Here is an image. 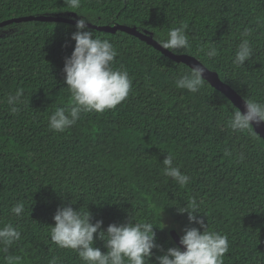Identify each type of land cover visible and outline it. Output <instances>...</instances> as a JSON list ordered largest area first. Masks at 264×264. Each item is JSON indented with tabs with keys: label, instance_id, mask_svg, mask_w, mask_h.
Wrapping results in <instances>:
<instances>
[{
	"label": "trees",
	"instance_id": "1",
	"mask_svg": "<svg viewBox=\"0 0 264 264\" xmlns=\"http://www.w3.org/2000/svg\"><path fill=\"white\" fill-rule=\"evenodd\" d=\"M75 12L97 25L126 24L148 31L156 40L169 29L188 25L189 46L175 53L195 56L215 70L243 98L264 102V0H81L79 9L64 0H0V21L39 14ZM0 34V226L12 223L21 239L6 256L21 264H84L71 249L50 239L58 206L76 202L92 222L124 223L158 219L156 243L177 246L169 229L180 235L189 224L178 214L195 197L198 214L209 230L228 237L223 264H264V140L253 132L228 127L234 104L207 81L198 93L179 89L175 79L190 69L128 33L93 30L109 40L132 81L126 100L102 113H82L63 132L51 130L48 117L70 106L64 83V58L71 55L75 25L56 21L11 23ZM249 29L253 55L243 67L234 63L241 33ZM2 29V28H0ZM218 55L209 59L208 45ZM23 90V103L12 113L9 95ZM237 108V107H236ZM190 177L185 186L163 175L162 161ZM22 202L25 212L10 209ZM176 206V207H175ZM202 230V229H201ZM95 235V234H94ZM95 247L105 251L103 242ZM150 264L161 252L153 249Z\"/></svg>",
	"mask_w": 264,
	"mask_h": 264
},
{
	"label": "clouds",
	"instance_id": "2",
	"mask_svg": "<svg viewBox=\"0 0 264 264\" xmlns=\"http://www.w3.org/2000/svg\"><path fill=\"white\" fill-rule=\"evenodd\" d=\"M68 7L79 9L81 0H64ZM82 18L75 21L76 31L70 39L74 41V48L70 56L64 58V83L71 94L70 106L58 107L48 117V126L56 132H63L74 125L81 118L82 113L97 112L114 109L126 100L131 91L132 81L127 70L113 67L117 55L114 45L107 39L93 36V30L88 29L90 20ZM188 25L181 23L178 27L169 29L167 38L157 41L158 45L171 52L186 49L189 46L187 34ZM249 29L241 33V40L236 47L233 63L243 67L253 55V47L248 37ZM209 59L218 55L215 46L209 44L207 51L201 48ZM207 69L197 63L190 69L182 71L175 79L179 89L191 93H198L204 86V73ZM7 103L10 111L17 113L18 105L23 103V90L17 89L14 95H9ZM264 124V102L251 98H244V111L234 107L228 121V127L234 132H253V125ZM163 175L174 180L178 185L185 186L190 177L183 174L174 165L171 154L162 161ZM76 202L70 200L67 205L58 206L52 219L54 226L50 227V239L59 248L71 249L78 254L84 264H150L153 249L161 252L155 256L156 264H223V257L228 252V237L219 232L209 230L204 218L198 214L199 203L195 197L190 198L183 206L176 207L178 214H187L189 224L197 227H185L179 237V245L160 248L156 243L154 228L163 229L166 225L158 219L161 227L151 222H136L128 216L124 223H111L103 228V221L92 222L91 213L86 209L73 208ZM19 218L25 212L22 202H17L10 209ZM202 229V230H201ZM95 234V235H94ZM21 239V232L12 223L0 226V251L7 252L8 248ZM95 240L103 242L105 251L95 247ZM183 249V250H182ZM6 264H21L20 256H6ZM51 264H56L54 258Z\"/></svg>",
	"mask_w": 264,
	"mask_h": 264
},
{
	"label": "water",
	"instance_id": "3",
	"mask_svg": "<svg viewBox=\"0 0 264 264\" xmlns=\"http://www.w3.org/2000/svg\"><path fill=\"white\" fill-rule=\"evenodd\" d=\"M77 19H80V17L75 12H69V13H66L65 15L63 14L26 15V16L14 17V18L0 21V28L6 27L10 25L11 23H19L21 21H30V20L67 22V23L75 25V21ZM87 27L94 28V29L101 30V31L111 32V33H114L117 30L123 31L125 33H128L146 42L147 44L151 45L152 47L160 51L162 54H164L168 58L176 62H181L187 65L188 67H191L192 65L197 64V63H201L207 69L204 73V78L206 79V81L212 87H214L215 89L220 91L222 94H224L234 104L235 107L241 110V112L244 111V98L235 89H233L229 84L222 81L218 73L215 70H211L208 67H206L195 56H192L187 53H175V52L173 53L170 50L163 49L158 45L157 41L152 37V35L148 31L146 30L141 31L134 26H130L126 24L97 25V24L88 22ZM253 128L264 140V124L260 126L253 125ZM169 234L172 240L174 241V243L178 247H181L179 245L180 234L178 233V231L175 228H170Z\"/></svg>",
	"mask_w": 264,
	"mask_h": 264
},
{
	"label": "rangeland",
	"instance_id": "4",
	"mask_svg": "<svg viewBox=\"0 0 264 264\" xmlns=\"http://www.w3.org/2000/svg\"><path fill=\"white\" fill-rule=\"evenodd\" d=\"M5 30H6V28H2V29H0V34H1L3 31H5ZM164 221H165V225L169 227L170 224H171V223H170V220L166 218Z\"/></svg>",
	"mask_w": 264,
	"mask_h": 264
}]
</instances>
